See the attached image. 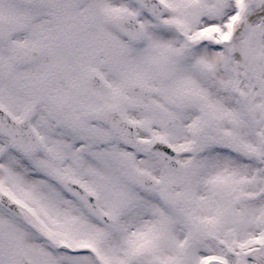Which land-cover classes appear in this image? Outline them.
<instances>
[{"label": "snow or ice", "instance_id": "snow-or-ice-1", "mask_svg": "<svg viewBox=\"0 0 264 264\" xmlns=\"http://www.w3.org/2000/svg\"><path fill=\"white\" fill-rule=\"evenodd\" d=\"M0 264H264V0H0Z\"/></svg>", "mask_w": 264, "mask_h": 264}]
</instances>
